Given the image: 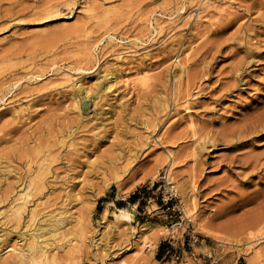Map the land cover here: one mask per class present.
Segmentation results:
<instances>
[{
	"label": "rangeland",
	"instance_id": "obj_1",
	"mask_svg": "<svg viewBox=\"0 0 264 264\" xmlns=\"http://www.w3.org/2000/svg\"><path fill=\"white\" fill-rule=\"evenodd\" d=\"M263 110L264 0H0V264L64 208L59 264H262Z\"/></svg>",
	"mask_w": 264,
	"mask_h": 264
},
{
	"label": "bare ground",
	"instance_id": "obj_2",
	"mask_svg": "<svg viewBox=\"0 0 264 264\" xmlns=\"http://www.w3.org/2000/svg\"><path fill=\"white\" fill-rule=\"evenodd\" d=\"M107 37H108L107 38L108 41L113 40L112 35H108ZM148 80H149V76L147 74L145 73L140 74L139 76L140 84L149 85ZM76 90H77L76 96L78 95L81 97L82 100L81 106L84 107L86 110L87 104L85 103L86 101H84V99H87V97L82 98L83 96L82 94L85 92V90H83V88L81 87L77 88ZM187 107H189V105H187ZM253 119L254 120L249 123V124H253L252 126H249L250 131L258 128L264 129V110L263 112L256 114ZM209 140L210 138L208 137L206 141ZM46 170H47V166L40 165L39 168L32 174V178L29 183L30 189L23 190L24 188L23 186V188L19 190V194H18L19 196L16 199H14V202L10 206V213L13 214L16 220L21 221L24 218V213H27V215L29 214V216H31L32 219L35 218V216L37 215L35 207L28 208V202L30 201L29 196L33 195L34 191L37 192L43 188L45 184ZM2 177H4V179L6 180L9 177V175L3 174ZM193 186L194 185L192 183V187ZM38 198L39 200H41V197H37V199ZM39 200L38 202H40ZM117 211L118 213L115 212L114 214L116 218L124 217L127 220H132V213L125 207H118ZM76 217L77 216L74 212L73 213L71 211L69 212L67 209L64 208L62 210L57 211V213L54 215L50 214L48 217H45L43 219L41 218L40 220L37 219L35 223L36 225L33 227L32 231L30 233H26V232L24 233L23 237L21 238L23 242H21V245L17 247V250L14 253V255H16V258L18 259L19 264H59L60 263L59 258L56 257L55 255L56 253L52 254L51 251L52 249L58 250L59 247L64 248L66 244L67 245L72 244L73 236L67 229H64V226L70 224V222H72ZM192 219L196 221L194 217H192ZM152 228L153 226L150 225L149 223H144L141 231L147 232ZM261 237L264 238V234L261 235L260 238ZM62 238L65 239L66 241H61L60 239ZM144 242L147 243L146 241ZM7 246H8L7 244L4 245L3 239H0V250H3ZM126 260L118 262L117 264H127ZM262 264H264V262H262Z\"/></svg>",
	"mask_w": 264,
	"mask_h": 264
},
{
	"label": "trees",
	"instance_id": "obj_3",
	"mask_svg": "<svg viewBox=\"0 0 264 264\" xmlns=\"http://www.w3.org/2000/svg\"><path fill=\"white\" fill-rule=\"evenodd\" d=\"M163 250H164V247L160 246V252L158 253L159 256L161 255V252H163Z\"/></svg>",
	"mask_w": 264,
	"mask_h": 264
}]
</instances>
